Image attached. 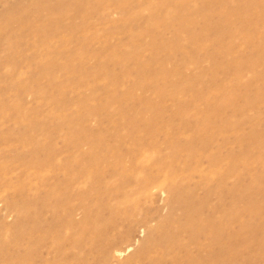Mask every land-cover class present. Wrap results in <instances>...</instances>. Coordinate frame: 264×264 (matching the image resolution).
<instances>
[{"label":"rangeland","instance_id":"1","mask_svg":"<svg viewBox=\"0 0 264 264\" xmlns=\"http://www.w3.org/2000/svg\"><path fill=\"white\" fill-rule=\"evenodd\" d=\"M256 213L264 0H0V264H264Z\"/></svg>","mask_w":264,"mask_h":264},{"label":"bare ground","instance_id":"2","mask_svg":"<svg viewBox=\"0 0 264 264\" xmlns=\"http://www.w3.org/2000/svg\"><path fill=\"white\" fill-rule=\"evenodd\" d=\"M170 3V2H169ZM224 3V2H223ZM171 4H173V3H171ZM261 4V3H260ZM206 8V7H205ZM47 9V8H46ZM49 9V8H48ZM221 11V10H220ZM253 11V10H252ZM208 12H211L210 10H208ZM248 12V11H247ZM249 12H250V10H249ZM52 14V13H51ZM56 15V14H55ZM227 14H224V15H222V17L223 18H227V16H226ZM232 15V14H231ZM231 15H228V16H231ZM244 15H246V14H244ZM45 16V15H44ZM179 18V17H178ZM190 18H188V20H189ZM187 20V19H186ZM229 20V19H228ZM154 21V20H153ZM161 21H163V20H161ZM185 21V20H184ZM186 22V21H185ZM189 22V21H188ZM191 22V21H190ZM154 23H155V21H154ZM182 23H184V22H182ZM186 24V23H185ZM190 26V25H189ZM233 29V28H232ZM231 29V31H233ZM254 29V28H253ZM192 30V29H191ZM226 31V30H225ZM230 31V32H231ZM192 32V31H191ZM190 32V33H191ZM229 32V33H230ZM253 32V31H252ZM236 33V32H235ZM231 34V33H230ZM195 35H197V34H195ZM201 36H205V37H209L208 36V34H207V31H204V30H202V33L200 34V36H198V37H196V36H194V35H190V37H189V41L190 42H192V43H194V44H197L199 41V39L201 38ZM204 40V39H203ZM206 40V39H205ZM157 43V42H156ZM160 43V42H159ZM199 45V44H198ZM202 47V46H201ZM200 48V47H199ZM225 50H228L227 48H225ZM204 62V61H203ZM203 62H202V64H203ZM206 63V62H205ZM209 70V69H208ZM198 77V76H197ZM195 78V77H194ZM140 79H142V78H140ZM215 79V78H214ZM223 82V81H222ZM143 83V82H142ZM217 83L219 84V85H221V83L220 82H218L217 81ZM237 85V84H236ZM178 90V89H177ZM262 90V89H261ZM234 94V93H233ZM232 100H233V96L230 94L229 96H228V100H227V102H224L223 104L224 105H229V103L230 102H232ZM246 100V99H245ZM249 102V101H248ZM242 103V102H241ZM240 103V104H241ZM234 104V103H233ZM235 106V105H234ZM236 107V106H235ZM233 111V110H232ZM234 111H235V109H234ZM237 111V110H236ZM188 113V112H187ZM240 113V112H239ZM242 114H244V113H242ZM245 114H247V113H245ZM244 116V115H243ZM228 128V127H227ZM252 145V144H251ZM140 162V161H139ZM138 164V163H137ZM255 178V177H254ZM259 178V177H258ZM258 181V180H257ZM258 183H260V182H258ZM148 185V184H147ZM146 184H143L142 183V185L137 189V190H139L140 188H141V190H142V192H147L146 190H150V187L149 186H147ZM157 186H158V184H157ZM258 186V185H257ZM145 187H147L146 189H145ZM74 188V187H73ZM152 188V187H151ZM145 189V190H144ZM259 189H261V184H260V186H259ZM141 190H139L138 191V193H140V191ZM144 190V191H143ZM149 190H148V192H149ZM240 189H239V192L237 193V194H241L240 193ZM253 193V192H252ZM82 194H86V193H82ZM74 195V194H73ZM81 196V195H80ZM39 198V197H38ZM30 200H32V199H30ZM120 202H122V200L120 201ZM257 203V205L259 206V203L258 202H256ZM68 206V205H67ZM83 207V206H82ZM81 207V208H82ZM258 210V207H256L255 208V210H253V213L254 212H256ZM197 210H195L194 208H190V207H187V209H186V213H185V216L187 217V221L185 222V224L184 225H187V224H189V225H192V226H195L197 229H199V228H202L203 229V223H200V222H198V220H196L195 219V216L197 215V212H196ZM67 214V213H66ZM253 218H257L259 221L257 222V220H255V219H253ZM253 218H251V220H247L246 222H245V225H244V227L246 228V227H248V228H252V229H255V230H260V229H262V228H264V218L263 217H260V215H258L257 213L253 216ZM261 218H262V220H261ZM97 226V225H96ZM182 226V225H181ZM81 227V226H80ZM86 227V226H85ZM88 227H91V228H95L94 227V225H93V223H89L88 224V226H87V229H89ZM183 227V226H182ZM91 228H90V231H92L91 230ZM34 230V229H33ZM180 231L182 230L181 228L179 229ZM94 232V231H93ZM194 233H196V232H194ZM93 234V233H92ZM193 237V239H192V241H193V243H194V245H197L199 248H203V250H206V249H208L209 251H210V253L208 254V256H209V259L210 258H212V256H214V251H213V249H212V247H213V244H214V242H213V240L210 238V242L209 243H207V244H204V243H201V241H200V239L197 237V236H192ZM210 237V236H209ZM59 239V238H58ZM177 244V247L178 248H181V247H183L184 246V243L183 242H181L180 240L178 241V239H176V241L174 242V244ZM57 244V243H56ZM70 244V243H69ZM79 244V243H78ZM171 245H173V244H171ZM173 247H174V245H173ZM168 248V247H167ZM164 249V248H163ZM264 250V239H263V241L260 243V245H259V251L260 250ZM202 250V251H203ZM29 251V250H28ZM33 251V250H32ZM235 253H234V251H233V249H229V250H227L226 252H225V255L223 256V259H225V258H228V257H230V258H232V256L234 255ZM109 255V254H108ZM259 255V254H258ZM260 255H262V253H260ZM147 257H148V255H147ZM151 257V256H150ZM261 257V256H260ZM263 257V256H262ZM34 258V257H33ZM194 260H195V258L194 257H192ZM29 259V258H28ZM254 260L255 259H258L257 257H254L253 258ZM213 261H214V263L215 264H224V260H222L221 258H219V260L218 259H216V257L214 256L213 257V259H212ZM151 263V262H150ZM152 264V263H151Z\"/></svg>","mask_w":264,"mask_h":264}]
</instances>
